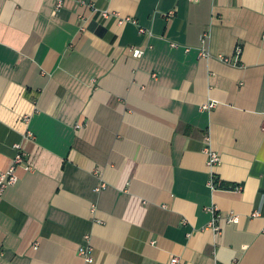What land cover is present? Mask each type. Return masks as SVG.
I'll return each mask as SVG.
<instances>
[{
  "label": "crops",
  "instance_id": "obj_1",
  "mask_svg": "<svg viewBox=\"0 0 264 264\" xmlns=\"http://www.w3.org/2000/svg\"><path fill=\"white\" fill-rule=\"evenodd\" d=\"M263 121L264 0H0V264H264Z\"/></svg>",
  "mask_w": 264,
  "mask_h": 264
},
{
  "label": "built area",
  "instance_id": "obj_2",
  "mask_svg": "<svg viewBox=\"0 0 264 264\" xmlns=\"http://www.w3.org/2000/svg\"><path fill=\"white\" fill-rule=\"evenodd\" d=\"M191 1L197 2L199 0H191ZM63 4H64V0H57V10L58 11L62 9ZM172 15H173V12L170 13L169 16H172ZM105 16L107 17L108 13H105ZM141 32L144 34L147 33V31L144 29H141ZM133 53H134L133 56L136 59H142L144 56V51L141 49H138V48L134 49ZM240 53H241V50L239 49V54ZM201 57L207 58V57H209V54L207 52L203 51L201 53ZM220 59L226 63H231L229 58H225V57L221 56ZM216 106H217L216 102H211V103L204 105L202 107V109L204 111H211ZM262 129L264 132V121H263V128ZM16 148L18 150V153H17L10 169L0 176V199L3 197L4 193L6 192V190L9 187L14 186L18 183L19 178L17 176V169L19 167L24 166L25 170L33 171V168L30 167V165L26 161L27 155L22 150L21 145H17ZM205 152L209 157L208 164L211 168H215L221 163V157L216 151L212 150L211 148H206ZM216 186H218V183L214 179L211 182V187L215 188ZM104 187H105V185L102 186V188H104ZM102 188H98L96 191L99 192ZM210 211H211L213 217H212V221L209 224V228H211L215 233L220 234L221 228H220L218 223L223 218V216L221 215V213L218 212V209H216V208H212ZM226 220L229 224H231V223L232 224H239L240 223V217L238 215H236L235 213H230L227 216ZM86 240L90 241V237L87 236ZM92 250L93 249L89 244L87 246H82L79 250V255L82 256L86 260V262L90 263V262H92V256H91ZM169 264H184V262L180 257H173L170 260Z\"/></svg>",
  "mask_w": 264,
  "mask_h": 264
}]
</instances>
